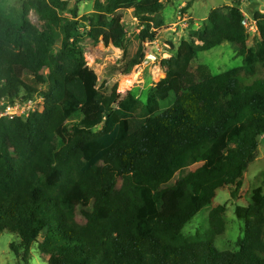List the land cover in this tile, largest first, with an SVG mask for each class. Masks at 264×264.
Returning a JSON list of instances; mask_svg holds the SVG:
<instances>
[{"label":"trees","instance_id":"trees-1","mask_svg":"<svg viewBox=\"0 0 264 264\" xmlns=\"http://www.w3.org/2000/svg\"><path fill=\"white\" fill-rule=\"evenodd\" d=\"M81 2L26 0L21 22L0 9V101L44 98L42 112L0 119V233L18 236L14 254L28 264L36 245L48 264H264V187L247 207H236L245 222L238 250L216 246L226 231V205L212 210L203 238L183 232L219 189L234 186L237 198L257 156L264 14H255L260 35L248 47L241 11H212L164 62L165 78L142 103L132 92L121 97L116 87L100 85L82 44L98 42L133 10L143 26L139 46L132 55L121 37L115 44L123 57L111 69L128 74L144 60V44L156 40L167 5L96 0L94 12L81 17ZM227 42L241 46L242 67L214 76L200 65V81H192L198 55Z\"/></svg>","mask_w":264,"mask_h":264},{"label":"rangeland","instance_id":"rangeland-1","mask_svg":"<svg viewBox=\"0 0 264 264\" xmlns=\"http://www.w3.org/2000/svg\"><path fill=\"white\" fill-rule=\"evenodd\" d=\"M25 1L0 0V9L9 19L21 22ZM95 1L82 0L78 5L79 15L83 17L93 13ZM163 1L167 5L162 14L164 25L157 30L155 41L144 44V60L128 74L112 75L111 69L123 57L122 49L115 44L121 37L125 38L127 48L132 55L136 53L139 46L135 41V36L143 29V26L135 17L133 10L119 16L108 33L102 36L98 42L88 38L84 40L82 45L86 62L95 70L99 77V84L104 88L110 91L116 87L117 93L121 97L132 92L136 98L145 103L152 89L166 76L164 62L176 53L183 40L190 38L191 31L201 28L207 22L209 15L215 9L222 8L224 12H228V9L235 6L241 11L244 17L243 22L256 23L255 33L245 27L249 34L248 47H251L255 37L260 35L255 14L257 12L264 14V0H174L170 4H167L166 0ZM69 2L71 7L76 4V0H69ZM188 5H190L189 8H186ZM29 17L34 25H42L36 13L31 12ZM61 42L62 36L60 35L55 45L56 50L60 49ZM240 48L241 46L238 44L227 42L199 54L191 65L190 79L194 82L200 81L197 73V68L200 65L209 67L214 76L242 67V57L239 56ZM17 72L22 75L20 69ZM42 104V99L37 98L34 106L29 108L39 110ZM260 144L256 158L245 172L244 186L237 198L231 197L235 190L234 186L219 189L212 204L205 207L185 226L183 232L186 237L203 238L206 236L210 229L209 216L212 210L220 205H226L224 215L226 231L217 238L216 246L221 251L238 250L237 242L240 237L244 236L245 222L236 216V207H247L252 202L254 190L264 187V136L260 138ZM62 145L61 142L58 143L59 148ZM57 179L58 176L52 181L55 182ZM166 198L172 205L176 203L173 193H168ZM18 242L19 239L15 233L8 231L0 233V264H26L11 249V244ZM28 264H48L36 245L32 249Z\"/></svg>","mask_w":264,"mask_h":264},{"label":"built area","instance_id":"built-area-1","mask_svg":"<svg viewBox=\"0 0 264 264\" xmlns=\"http://www.w3.org/2000/svg\"><path fill=\"white\" fill-rule=\"evenodd\" d=\"M242 24L247 29L254 31V33L256 32L255 22L248 23L247 21H244ZM37 98L42 99L43 104L40 106V109L39 110L30 109L29 107L34 106L35 100ZM43 109H44V98L40 95H35L33 98H30L25 101L21 99H17L14 103H10L6 101L5 99H2L0 101V119L2 118H9V119L24 118L25 119V118H28L32 113L42 112Z\"/></svg>","mask_w":264,"mask_h":264}]
</instances>
